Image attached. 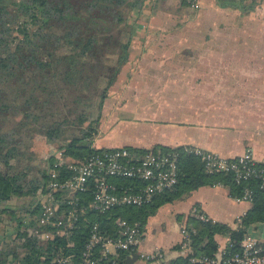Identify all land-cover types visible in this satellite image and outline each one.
<instances>
[{"label":"trees","instance_id":"1","mask_svg":"<svg viewBox=\"0 0 264 264\" xmlns=\"http://www.w3.org/2000/svg\"><path fill=\"white\" fill-rule=\"evenodd\" d=\"M147 2L0 0V223L8 221L11 226V232L0 237V264H50L59 255L78 253L91 224L97 223L109 234H114L116 218L144 226L160 206L182 199L201 186L222 184L230 195H238L248 186L253 198L242 225L264 222V190L256 181L239 185L230 175L207 174L200 158L185 152L183 146H124L143 153L179 152L176 185L140 207L85 214L69 240L58 235L38 237L45 229L38 221L37 197L47 179L46 169H36L38 175L31 176L34 167L27 162L35 155L44 159V148L48 147L36 153L30 142L44 138L47 144H58L46 155L47 163H52L59 151L64 156L82 158L99 150L91 140L98 132L95 125L102 119L110 87L129 61L133 41L139 38V15L152 4ZM242 3L217 0L221 7L242 8ZM68 128L79 134L63 142ZM186 225L189 230L195 229L191 242L195 252L202 254L216 249V235L238 238L243 233V229L194 216L188 217ZM182 261L176 259L170 264Z\"/></svg>","mask_w":264,"mask_h":264},{"label":"crops","instance_id":"2","mask_svg":"<svg viewBox=\"0 0 264 264\" xmlns=\"http://www.w3.org/2000/svg\"><path fill=\"white\" fill-rule=\"evenodd\" d=\"M181 1L171 4L177 13L186 8L185 13L159 15L161 11H155L148 20L153 29L170 31L180 19L181 45H140L137 51L131 50L113 91L109 90L101 120L103 125L118 123L122 139L105 137L107 143L95 147L192 146L223 157H235L250 149L254 158L262 159L264 0H243L242 8L221 7L217 0H197L196 9H189ZM138 26L140 38L146 30ZM120 88L121 97L110 108L108 100ZM166 90L169 96H165ZM155 99L159 100L153 102ZM151 101L153 104H148ZM113 129L119 130L115 126ZM250 206L235 201L223 185L201 186L182 199L163 204L147 218L157 216V226L167 222L172 234L168 246L174 254L165 256L160 247L145 241L147 221L140 249L160 252L161 264L181 260L177 252L180 227L187 223L193 209L233 227ZM180 215L182 223L177 226L174 218Z\"/></svg>","mask_w":264,"mask_h":264},{"label":"built area","instance_id":"3","mask_svg":"<svg viewBox=\"0 0 264 264\" xmlns=\"http://www.w3.org/2000/svg\"><path fill=\"white\" fill-rule=\"evenodd\" d=\"M182 1L198 8L197 0ZM95 149L99 150L82 158L64 156L59 151L52 163H46L47 179L37 197L38 221L45 227L38 233L40 239L58 235L69 240L85 214H103L115 207L143 206L178 182L177 151L143 153L126 147ZM183 149L200 158L205 173L230 175L239 185L254 180L258 188L264 190V157L254 158L250 149L235 157H223L192 146H183ZM231 196L235 201L252 203V190L248 186ZM245 213L231 227L243 229L241 236L216 235V249L209 254L195 252L191 242L195 229L181 225L177 252L184 261L180 264H264V222L243 227ZM191 214L201 221L211 220L196 209ZM143 236V226L137 221L116 218L114 234L101 231L99 225L93 223L78 253L59 255L50 264H128L127 260L133 255L135 258L130 264H161L160 252L145 253L140 249Z\"/></svg>","mask_w":264,"mask_h":264},{"label":"rangeland","instance_id":"4","mask_svg":"<svg viewBox=\"0 0 264 264\" xmlns=\"http://www.w3.org/2000/svg\"><path fill=\"white\" fill-rule=\"evenodd\" d=\"M147 1L151 2L152 4L149 5V7H144L142 9L141 12V16L139 15L140 18V23L138 24V27H143L142 29H145L146 31H144L143 34V38L141 40H138L139 38H137V40H134L131 46V50L132 51H137L138 49L136 48L137 46L140 45H146V46H165V45H181V20H177L175 23V27L172 28L170 31H167L166 29L168 28H164L163 29H153L151 26H149V17L152 13H154L155 11H161V14L163 13H175L177 14H181V13H185L186 12V8H184L181 12L177 13L175 12V8L173 7V5L171 3H174V0H146V3H148ZM176 1V0H175ZM181 1V0H180ZM145 3V1H144ZM171 5H170V4ZM178 3V2H176ZM186 7H188L189 9H192V7H190V5H186ZM188 9V10H189ZM190 12H192V10H190ZM142 17V18H141ZM161 20V17L160 19ZM139 37V36H138ZM135 57L137 56L134 55ZM147 72L149 73L150 70H147ZM155 72V71H154ZM129 78V77H128ZM126 81V80H125ZM154 86V84H153ZM115 87V85H113L112 87H110V92L113 91V88ZM122 88L120 89H116L115 92L112 94V98H110L108 100V104L109 107H113L114 105H116V103L119 101L120 97L118 94L122 92ZM170 92L166 90L165 96H169ZM122 97H124L122 95ZM129 97V94H128ZM157 98V97H156ZM159 99H155L153 102H156ZM153 102H148V104H153ZM109 108V109H110ZM105 117V114H104ZM103 117V118H104ZM111 121H114L112 116H109ZM102 120V119H101ZM103 121V120H102ZM102 121H100V124H96L95 127L99 130L98 133L94 134L92 136V146H96L97 145H101V144H106L107 142H105L106 140H114V141H119L120 139H122L123 136V131L121 130V127H119L118 123L111 122V123H105L104 125L101 123ZM11 121L8 122L7 127L10 126ZM107 126V127H106ZM117 127L119 130L117 129H113V127ZM106 127V128H105ZM78 135V130H74V129H70L68 128L65 132H64V141L69 140L73 135ZM109 139H106V138ZM106 139V140H105ZM62 141V140H61ZM30 148L33 149L34 152L38 153L40 151H42V149L44 148V146L48 147L47 149L44 148V150H46V152L44 153V159H39L36 155L34 156V158H32V160L28 161L25 160L24 158H22L24 160V163H29L31 164L34 168L31 170L30 175L31 176H37L38 172L36 169H43L46 165V155H50V153L52 151H54V146L58 145V144H47L46 141L44 140V138H40L39 140H35L34 142L31 141L30 142ZM49 153V154H48ZM162 212V211H161ZM158 215V214H157ZM8 216H6L5 218H7ZM157 216H155L154 218H151L147 221L146 224V239L145 241L147 243H149L150 245L153 246H157L160 247L163 251V253L165 254V256H168L169 254H174V250L169 249V238L172 234L169 235V231L167 228V222H162L159 224V226L155 225L158 221V218H156ZM182 216H176L174 218V222L177 226H179L182 223ZM172 225H174L172 223ZM11 226L8 223V221H4L0 223V237H2L5 232L9 233L11 232L10 230ZM173 230V229H172ZM173 233V232H172ZM253 234H258V233H253ZM11 238V237H9Z\"/></svg>","mask_w":264,"mask_h":264},{"label":"water","instance_id":"5","mask_svg":"<svg viewBox=\"0 0 264 264\" xmlns=\"http://www.w3.org/2000/svg\"><path fill=\"white\" fill-rule=\"evenodd\" d=\"M134 258H135V255H133L132 258H130L129 260H127V263L130 264L133 261Z\"/></svg>","mask_w":264,"mask_h":264}]
</instances>
